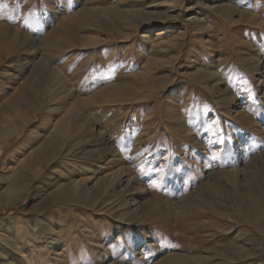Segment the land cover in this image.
<instances>
[{
  "label": "rangeland",
  "instance_id": "374dc122",
  "mask_svg": "<svg viewBox=\"0 0 264 264\" xmlns=\"http://www.w3.org/2000/svg\"><path fill=\"white\" fill-rule=\"evenodd\" d=\"M212 79L215 92L233 100L216 98ZM21 118L29 124L12 134ZM74 125L86 148L104 149L97 178L113 184L108 196L135 202L137 225L116 241L115 221L99 212L108 214L113 200H96L69 206L81 218L64 228L70 219L57 216L68 198L55 199L56 191L78 175L77 164L91 163L73 143L57 160L67 178L59 169L50 177L51 164L21 201L0 200L5 228L27 223L31 237L57 222L55 231H65L58 248L85 230L101 234L103 248L81 239L79 249L62 248V261L47 264H264V0H0V194L22 187L15 173L28 158V129L40 133L35 146L44 127ZM117 171L130 180L125 188L110 178ZM88 175L77 176L80 188ZM123 202L120 210L131 212ZM19 243L18 264L40 254ZM50 244L43 246L52 257Z\"/></svg>",
  "mask_w": 264,
  "mask_h": 264
},
{
  "label": "bare ground",
  "instance_id": "6f19581e",
  "mask_svg": "<svg viewBox=\"0 0 264 264\" xmlns=\"http://www.w3.org/2000/svg\"><path fill=\"white\" fill-rule=\"evenodd\" d=\"M87 15H88V13H87ZM91 16L93 17V15H91ZM198 27H200V24L197 26V28ZM202 27H204V26H202ZM205 28L207 29V26ZM175 44H176V42H174V45ZM218 85H219L218 79H212V84L211 85L208 84V88L211 89V91L214 92L218 96L216 98L223 99V100L219 99L222 102H225V100H227V101L233 100V98L229 97L228 91H227V94L226 93L220 94L218 92H215L216 90H218ZM115 91H113V90L109 91L110 95L113 97L117 96L118 93ZM220 92H221V90H220ZM41 107H45V106L41 103L36 106V108L34 109L35 112H34V115L32 117V120L35 121L37 119L38 114L41 113V111H40ZM76 109H78V108H76ZM52 111L53 110L46 109V112L51 113ZM91 116H93V115H91ZM27 123L29 124V122L27 120L21 118L19 125L14 128V131L12 132V134L19 135L22 131H24L26 129ZM73 127H74L73 131L72 130L69 131L68 129H61L60 130L59 128H56V127L54 129H50L48 126L44 127L49 132H48V134L43 136L44 140L35 146L33 145V143L37 139L40 140V133L34 127H32L31 129H28L27 132L25 133V137H24V141H23L25 146L28 147V154H27L28 158L26 159V157H24V160H22L23 162H21L22 163L21 166H19L20 167L19 170L17 169V171L15 173L16 176L20 180H22V184H21L22 187L21 188H18V187L5 188L4 191L0 194V200H1V198L6 200L5 202L7 204H8V202L17 203V202L21 201L23 196L28 194L29 189L32 187L31 184L33 182V179L38 178V176H42V172L44 171V169L47 168L51 164H55V165L53 166V171L50 172L48 175L50 176L52 173H54V171H56V169H59L60 170L59 173L61 175H63L62 177H60L61 180L63 178H65V176L69 172V168L67 169L65 167L66 170H64V164H62L61 162H57V160H59V159H61V161L66 160V157H67L66 156V153H67L66 150L71 148V145L73 143H74V145L75 144H81V146L78 149H76V154L78 155V158L87 159V160L91 161V163H89V164H86V163L85 164L84 163L77 164L75 171L78 172V175H76V177L75 176H73V177L69 176V178H67V176H68L67 175L66 178L69 180L63 185L64 187L61 185L62 187L60 189H57L56 194L54 193L56 196L55 199L56 198L59 200L64 199V198H66V196L68 198V199H65V201L67 200V202L65 203L66 205L65 204L63 205L64 210H62V213H60V215L57 217L58 218L64 217V218L70 219L72 224H67L66 222H64L63 226L65 229L70 228L72 226L76 227L77 221H78L77 219L80 220L81 217L79 214H77V216L74 215V217H72V214L68 211L69 206H72L73 204L82 206V205L87 204V203L91 206V205H94L96 203V200L101 201L100 206H107V201L113 200V202H111V204H114V207L112 206L113 208L111 209L112 211L111 210L108 211V214H107L103 209L104 207H100L99 212H101L102 216H105L104 221H106V219L108 220V217H111L115 221V223L117 225V229H119L117 231V233L119 234V237L116 241H119L120 239L123 238V235H124V232L126 231V228L132 227L133 225H137L136 223H134L131 220L133 217L138 216V211H136L137 207L135 206V202H133L129 199H127L123 202V200H122L123 196L119 195V194L110 195V196L107 195L108 190L113 187V184L106 183V178H105L106 176L101 177L100 180L97 178V174H98L99 170L102 169L103 164H105V162H106L104 160V156H103L104 149H99L98 144L96 142H94V143L89 142L91 144V146L89 149L86 148L87 147V142H86L87 138H83V137L76 138V133H79L82 130V127L80 125H74ZM90 131H91V129H90ZM38 136H39V138H38ZM89 136H92V135L90 134ZM89 136H88V138H89ZM3 137H4V134H1V132H0V139H3ZM65 139L68 142L67 145H65ZM94 148H96V149L94 150ZM93 154H97V157L95 160L91 159V158H93L92 157ZM86 173H90L91 176L90 175H88L89 177L87 176L88 179H86L85 183L83 181V183H84L82 185L83 187L80 188L82 183H80L79 181H76L77 180L76 178H77V176L82 177ZM5 176H6L5 177L6 180H8V179L10 180L9 174L5 175ZM124 176H125V174L117 171V173L110 175V178L113 179L115 181V183H118V184H125L126 183V185H124V188H125L127 185H129L130 180L129 181H125V180L123 181ZM12 180L13 179H11V181ZM19 182L20 181H18L16 183H19ZM55 183H57V182H55ZM54 186H56V185H54ZM49 190H51V189H48L46 191H49ZM54 191H55V189H54ZM37 192H39V191L36 190L35 193H37ZM120 200H122L123 204H129L131 212H127V211L123 212L120 210V205L122 203ZM53 202H55V201L53 200ZM51 204H52V198L48 199L45 202H42L40 205L42 207L44 205L46 207H48ZM41 206H39V207H41ZM45 206H44V208H45ZM97 207H99V206H97ZM44 208H42V210ZM192 214H194V212H192ZM87 216L94 217V214L91 213L90 215H87ZM51 217H52V219H54L53 218L54 215ZM42 221L44 222V219ZM79 222H81V221H79ZM56 223L47 221V223L45 224V231L46 232L38 234L35 231V234L33 233V235L31 237L29 236V233H31V231H28V228L26 227L27 223L20 225V223L15 224V222H14V228L13 227L12 228L11 227L5 228L6 225L3 226L4 224L1 225V223H0V264H18V262H17L18 258L16 257V255L14 253H17V250L19 248L22 249V247L18 246L21 244V243H19L21 241V238L25 240V243H26L25 246L30 247V248L35 247L36 249H39L38 253H40V254L36 253L37 254L36 255L34 252L35 250L34 251L32 250L33 251L32 254L28 252L27 259H25V261H24L26 264H36L33 261V259H35V258L38 259V260H36V262H38L39 264H45L47 259L52 260L53 263L61 262L62 261L61 258L63 255L61 254L62 252L60 253V251H61L60 249L66 248L68 250H74L75 251V249H79V247L81 246V243H80V242H82L81 239H84V243L88 244L92 248H94V247L95 248H97V247L103 248L102 244L99 241L101 234L99 236H97V234L92 230L91 231L90 230L83 231L82 238H76L74 240L73 239H65L64 240L63 239L64 236H63L62 241L64 240L63 241L64 245H63V247H62V245L60 246L62 248H58L57 244H60V242H61V239H60V242H58L59 236L61 234H64L63 232H65V231L56 229L58 231V232H56L55 231V225L56 226L58 225ZM58 223L61 224V222H58ZM11 226H12V223H11ZM63 226H60V227H63ZM60 227H58V229ZM75 231H78V230H75ZM47 239L50 240V243H52L49 246V248L52 251H54V253H52L53 254L52 257L49 254L50 250H48V249L46 250L43 246V243H45ZM254 241H256V240H254ZM23 244H24V242H23ZM56 245H57V247H56ZM27 247H25V248H27ZM147 249H148V246L145 245L141 251V254H140L141 257H143V255L146 253ZM4 250L6 251V253L4 252ZM24 256H26V255L24 254ZM176 258L177 257H174V259H176ZM194 258H196V257H194ZM194 258H192V259L194 260ZM166 259H167V257H166ZM169 261H170L169 264H181L179 259H178V262H176L177 260H175V261L169 260ZM187 261H184V262H187ZM159 263H161V261ZM167 263H163V261H162L161 264H167ZM182 264H183V262H182Z\"/></svg>",
  "mask_w": 264,
  "mask_h": 264
}]
</instances>
